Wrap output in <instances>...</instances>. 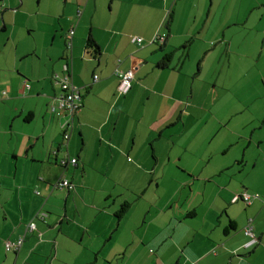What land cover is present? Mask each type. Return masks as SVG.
<instances>
[{
    "label": "crops",
    "instance_id": "0c3cea01",
    "mask_svg": "<svg viewBox=\"0 0 264 264\" xmlns=\"http://www.w3.org/2000/svg\"><path fill=\"white\" fill-rule=\"evenodd\" d=\"M157 33L167 34L164 44L149 42ZM89 37L98 55L87 49ZM219 52L237 53L239 79L253 68L252 79L264 81V0H0V91L7 92L0 122L7 115L13 131L39 118L28 163L19 165L14 152L15 171L0 168V178L13 181L3 188L0 179V264H264V140L229 129L224 158H214L220 148L186 155L233 92L221 84L223 70L207 65ZM118 69L134 72L126 95L118 92ZM211 70L213 84L203 87L200 77ZM54 74L69 76L83 97L67 141L50 108L60 93ZM204 97L211 110L200 105ZM230 109L223 112L232 117L249 107ZM33 147L39 151L30 157ZM251 147L257 154L248 156ZM175 155L181 164L170 169ZM67 158L77 164L62 165ZM181 174L192 182L166 202L162 179ZM64 179L75 189L56 187ZM201 179L215 194L207 200L205 188L195 198L208 205L182 206L184 185ZM245 192L249 205L234 202ZM125 202L131 206L119 219ZM250 220L258 243L247 247ZM20 237V250L8 251L6 241Z\"/></svg>",
    "mask_w": 264,
    "mask_h": 264
},
{
    "label": "rangeland",
    "instance_id": "374dc122",
    "mask_svg": "<svg viewBox=\"0 0 264 264\" xmlns=\"http://www.w3.org/2000/svg\"><path fill=\"white\" fill-rule=\"evenodd\" d=\"M242 53L241 51H239ZM8 53V50L4 49L2 50L1 55V62L4 64L5 57ZM259 51L256 50L255 54L258 55ZM237 54V53H236ZM232 55L230 57V54L228 52H224L223 54L221 52L214 54L213 56H209L208 66H219L220 69L223 70L220 76L221 84L228 86L230 90L232 89L233 92H231L227 98L220 100L218 103L223 104H217L214 106H211L210 104V97H204L200 105L202 107L207 108L211 110L213 107L212 114L214 113V116H209L208 114V120H209V127H204V132H202L196 139V143L194 145H189L192 149L191 151L187 152L188 157H195V156H206L208 154H212V150L216 148H220L222 146V143L224 141V147L225 143H227V136L229 135V129L238 130L240 133L243 132L247 135L252 134L255 139L262 138L264 140V81L256 78L252 79V76H254L257 72L256 69L253 68H246L251 73V78L246 77L243 79L238 78V73L241 69L237 68L235 65V61H238L239 57L238 55ZM218 57V58H217ZM219 59V61H218ZM231 61V63H230ZM228 63H230L231 69L229 70ZM230 72H237L235 74H231ZM212 76L207 74H203L200 77V80L202 81V86H205L204 82H210L213 84V78L214 71L211 70ZM228 74V77L226 75ZM27 83V81H26ZM28 85V83H27ZM211 86V84L209 85ZM3 91H0V95H3ZM7 93V92H6ZM6 96V95H5ZM3 97V96H1ZM248 106L249 110H245L243 113L239 115L232 116L228 114H224V110L226 112H230V107H236L237 110L245 109V107ZM222 108V109H221ZM235 109V110H236ZM235 112V111H233ZM224 114V115H223ZM232 114V113H231ZM4 117V116H3ZM221 118L222 125L218 124L217 118ZM258 124V129L254 130V127ZM263 125V128L260 126ZM34 131H39V118L38 122L36 124H33V126H27L24 128H16L13 129V131L10 129V125L7 123V115L2 118L0 122V168L2 172H7L8 165H10V172L15 171V167L17 166L18 159L16 155H14V152H17L20 156L19 158V165H23V163H28L26 161V154H27V145L30 141V138L33 136L36 137V135L33 133ZM33 134V135H31ZM231 141H237L238 136H229ZM34 139H32L33 141ZM226 140V142H225ZM42 142L43 140L40 139ZM230 141V142H231ZM39 142V140H38ZM229 142V140H228ZM239 143H237L235 146H233V149H240ZM223 147V148H224ZM241 147V146H240ZM222 148V147H221ZM216 150L218 151L216 154H214V158L219 157L220 159L224 158V153L222 152V149ZM39 151V149L33 147L29 151L30 157L32 154H35ZM221 150V152H220ZM258 148H249L247 151V155L250 156L252 154H257ZM215 152V151H214ZM39 154V152H38ZM39 156V155H38ZM175 160L172 161L170 164V169H173L174 167L178 168V165L181 164L178 156L175 155ZM21 173L24 174V179L28 177V168L25 169L21 168ZM179 171V170H178ZM183 174V172H181ZM180 175L181 177H174L172 175H166L164 179H162V190H161V196L164 195L163 192H167L166 197L164 200L168 202V199L171 198L174 194V191L176 189L182 188V183L187 180V178L184 175ZM3 183V188L10 187L13 184V181L11 178H0ZM188 182H192V179H188ZM21 183V182H20ZM26 185V181H25ZM24 186V185H23ZM207 189V196L206 199L208 200L210 197H213L215 194V191L213 189V185L209 184L207 185L205 181L196 180L193 184L184 185V188L181 190L182 195H184V198L182 199L181 203L182 206H188L190 203L194 204V206H197L198 209H201V207L207 206V202L203 203V196H199L197 199L195 196L198 194V192H202L203 189ZM191 189L193 192H191ZM35 192V191H34ZM226 216V215H224ZM204 218V215H201V219ZM191 221H196L197 219H190ZM247 236V235H246ZM249 237V236H247ZM250 238V237H249ZM141 264V263H140Z\"/></svg>",
    "mask_w": 264,
    "mask_h": 264
},
{
    "label": "built area",
    "instance_id": "2783aa9c",
    "mask_svg": "<svg viewBox=\"0 0 264 264\" xmlns=\"http://www.w3.org/2000/svg\"><path fill=\"white\" fill-rule=\"evenodd\" d=\"M75 30L74 28L71 29L68 33V39H72L74 36ZM167 38L166 33H157L149 42L151 44H163L165 43ZM132 41L136 43L138 46H143V38L142 37H133ZM71 46V44H68ZM121 62V60L119 61ZM116 76L120 80V84L118 86V92L121 95L127 94L133 85L134 80V72L133 70L123 71L118 69L116 71ZM54 80L57 84L60 85L62 92L58 95L55 99L53 104L51 105L52 113L58 118L61 119L64 123L63 125L66 127V131L64 132V139L67 141L70 136V130L73 127L72 119L74 115L80 111L82 107V94L81 90L78 86L74 85L69 76H61L59 74H55ZM94 80H98V76H94ZM4 95L7 93L4 92ZM62 165L67 166L68 164L76 165L77 158H68L67 160H62ZM56 187L59 188H66L68 190L75 189V185L69 180H61L56 184ZM39 195L40 193L37 192ZM242 199L246 204L251 203V196L246 192L243 193L241 196H237L234 198V202ZM30 231L35 230V224L30 223L28 226ZM245 234L250 237L251 241L246 245L247 247L252 246L254 243L258 242V238L253 231L252 221L250 220L247 226L245 227ZM6 249L8 251H18L22 247L23 238L20 237L16 242L6 241L5 243Z\"/></svg>",
    "mask_w": 264,
    "mask_h": 264
},
{
    "label": "trees",
    "instance_id": "16d2710c",
    "mask_svg": "<svg viewBox=\"0 0 264 264\" xmlns=\"http://www.w3.org/2000/svg\"><path fill=\"white\" fill-rule=\"evenodd\" d=\"M167 39V38H166ZM164 44V43H163ZM68 45V44H67ZM87 49L88 50H90L91 52L93 51V54H99L100 53V51H99V47H98V45H97V43L95 42V40L92 38V37H89V39H88V41H87ZM171 58H172V54L170 53V54H166L165 55V57H164V62L163 63H161V64H159V67H167V63H169L170 62V60H171ZM55 75V74H54ZM53 75V76H54ZM59 75H61V76H65V75H62V74H59ZM118 78V77H117ZM119 79V78H118ZM53 81H54V83L55 84H57L56 82H55V80H54V77H53ZM119 84H120V80H119ZM27 85V84H26ZM59 87H60V85L59 84H57ZM27 86H29V85H27ZM119 86V85H118ZM133 86V85H132ZM132 89V88H131ZM130 89V90H131ZM61 92H62V89H61V87H60V93L58 94V95H60L61 94ZM129 93V92H128ZM7 95V94H6ZM57 95V96H58ZM126 95V94H125ZM3 96H5L4 94H3ZM57 96H55L54 97V99L57 97ZM54 99H53V102H54ZM82 99H83V97H82ZM53 104V103H52ZM51 104V105H52ZM51 105H50V108H51ZM82 107H83V102H82ZM82 107H81V109H82ZM81 109H80V111H81ZM80 111L79 112H77L75 115H74V117H73V119H72V122H74V120H75V117L80 113ZM52 112V111H51ZM53 114V113H52ZM54 115V114H53ZM63 136H64V133H63ZM68 159V158H67ZM67 159H65V160H67ZM64 160V159H63ZM77 161H78V159H77ZM130 206H131V204L130 203H128V202H125L124 204H122L121 206H120V208H119V210L116 212V215H117V217L120 219V218H122L127 212H128V210H129V208H130ZM231 228L233 229L234 228V222H232V225H231ZM256 243H258V242H256ZM256 243H254L253 245H255ZM252 245V246H253ZM19 251V250H18ZM18 251H13V252H18Z\"/></svg>",
    "mask_w": 264,
    "mask_h": 264
}]
</instances>
